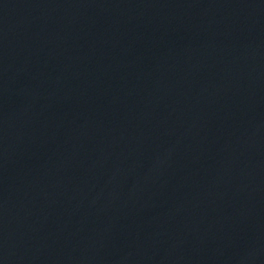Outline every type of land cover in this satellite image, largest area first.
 I'll list each match as a JSON object with an SVG mask.
<instances>
[{
	"label": "water",
	"instance_id": "95a60500",
	"mask_svg": "<svg viewBox=\"0 0 264 264\" xmlns=\"http://www.w3.org/2000/svg\"><path fill=\"white\" fill-rule=\"evenodd\" d=\"M0 264H264V0H0Z\"/></svg>",
	"mask_w": 264,
	"mask_h": 264
}]
</instances>
